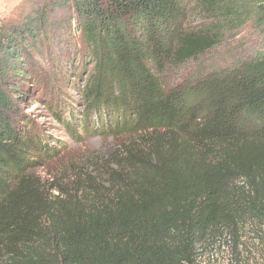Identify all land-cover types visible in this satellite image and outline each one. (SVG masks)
<instances>
[{
  "label": "trees",
  "instance_id": "trees-1",
  "mask_svg": "<svg viewBox=\"0 0 264 264\" xmlns=\"http://www.w3.org/2000/svg\"><path fill=\"white\" fill-rule=\"evenodd\" d=\"M31 2L0 25V264H199L209 239L264 223V34L228 67L163 83L250 23L264 32V0ZM73 32L87 72L65 130L123 139L44 180L33 159L50 150L17 94Z\"/></svg>",
  "mask_w": 264,
  "mask_h": 264
},
{
  "label": "rangeland",
  "instance_id": "rangeland-1",
  "mask_svg": "<svg viewBox=\"0 0 264 264\" xmlns=\"http://www.w3.org/2000/svg\"><path fill=\"white\" fill-rule=\"evenodd\" d=\"M31 1L35 0H25L24 7H29ZM40 1L44 3L48 0ZM20 10L21 5L4 12L1 16L5 21H9ZM189 24L191 28L196 27L200 24V19L191 14ZM262 33L264 34L250 23L238 35L228 37L217 48L168 71L163 77L164 85L179 84L195 79L205 71L228 67L233 61L250 54L251 49L257 46L263 37ZM77 37L74 32L70 38L63 34L62 39H57L58 43L53 44L51 51L47 52L42 47L43 55L36 57L37 60L34 61L33 87L28 91L19 89L17 94L21 101L17 103L16 110L20 111L22 120L27 122L30 130H37L42 142L46 143L50 150L47 155L37 153L33 159L37 161L33 172L44 180H47L50 174H58L61 177L66 167L80 165L92 154L103 155L123 139L119 134L105 132L106 129H103L104 132L97 130L93 134L90 131L85 133L83 129L78 130L79 138L74 139L71 132L65 130L67 115L63 114L64 110L69 106L73 112H79V115L83 111L78 90L86 81L87 69L80 71L82 69V64H79L80 57L75 59V65L72 64L74 56L75 58L77 56L74 49L72 50L79 42ZM58 103L61 105L59 111ZM98 123L101 122L94 120L92 126ZM83 125L85 126L84 122ZM90 125L87 123L88 128ZM198 254L199 264H264V223H246L234 235L223 231L200 247Z\"/></svg>",
  "mask_w": 264,
  "mask_h": 264
},
{
  "label": "crops",
  "instance_id": "crops-1",
  "mask_svg": "<svg viewBox=\"0 0 264 264\" xmlns=\"http://www.w3.org/2000/svg\"><path fill=\"white\" fill-rule=\"evenodd\" d=\"M19 5L16 3V0H0V16L9 10H12Z\"/></svg>",
  "mask_w": 264,
  "mask_h": 264
},
{
  "label": "clouds",
  "instance_id": "clouds-1",
  "mask_svg": "<svg viewBox=\"0 0 264 264\" xmlns=\"http://www.w3.org/2000/svg\"><path fill=\"white\" fill-rule=\"evenodd\" d=\"M16 3L22 6L25 3V0H16ZM16 18H18V16ZM16 18H11L8 22H12V20ZM4 23H5L4 17L0 16V25H3Z\"/></svg>",
  "mask_w": 264,
  "mask_h": 264
}]
</instances>
